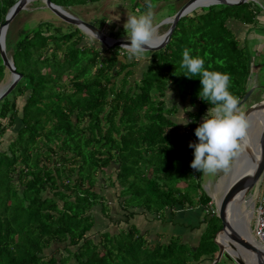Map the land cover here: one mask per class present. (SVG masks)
<instances>
[{
	"label": "trees",
	"instance_id": "16d2710c",
	"mask_svg": "<svg viewBox=\"0 0 264 264\" xmlns=\"http://www.w3.org/2000/svg\"><path fill=\"white\" fill-rule=\"evenodd\" d=\"M16 1L0 0V25ZM49 1L64 11L95 2ZM160 1L166 0H150ZM148 2L133 0L131 11H144ZM260 15L264 4L258 0L194 9L177 21L164 48L145 52L137 78L135 58L118 47L82 43L84 35L75 27L62 32L40 21L31 29L24 24L11 39L9 24L4 50L21 76L0 100V264H191L202 256L212 262L216 217L203 216L206 227L196 251L174 237L149 245L133 226L112 220L102 183L106 177L119 189L125 223L138 213L163 218L165 209L210 201L190 186L196 170L188 145L198 143L195 128L213 105L199 98L201 77L181 67L182 53L189 48L204 59L205 69L228 73L229 92L240 100L251 57L232 26L264 35L256 27ZM4 70L0 61V81ZM170 92L175 102L166 106ZM24 93L18 109L15 99ZM179 109L191 121L186 136L185 119L180 126L174 122ZM101 217L114 231L102 228ZM53 245L59 247L50 250Z\"/></svg>",
	"mask_w": 264,
	"mask_h": 264
},
{
	"label": "rangeland",
	"instance_id": "374dc122",
	"mask_svg": "<svg viewBox=\"0 0 264 264\" xmlns=\"http://www.w3.org/2000/svg\"><path fill=\"white\" fill-rule=\"evenodd\" d=\"M132 1L133 0H95V2H88L84 5L70 6L67 9H65V12L91 25L92 24L97 25V23L95 22L97 21L99 22V24H101V26H103L102 28H104V30H107L105 31L106 35L108 34L109 31H113L114 33L121 32L123 36L119 34V39L127 40L129 33L127 32L126 29H124V24L128 16L134 15V14L138 15V14L146 13L147 11H149V9L147 8L142 12H138V13L134 11L132 12L131 6H130ZM186 1L187 0H166L164 2L160 1L154 4L153 9L151 10L153 12L154 25L157 26L164 19L170 18L174 14V12L177 11ZM259 1L262 5L264 4V0H258V2ZM257 20H258L259 25L256 27L258 28L260 26L264 28V16H261V15L258 16ZM40 21H47V22H50L54 26L61 27L62 32L69 31L71 30V27H73L55 18L48 10L44 8L40 0H33L29 2L24 7V9L20 11L9 23L11 27V39L15 38L16 34L19 32V30L23 27L24 24H26L28 28L31 29L36 25V23ZM167 27L168 25H162L156 28V37L161 36L166 31ZM232 28L236 33V37L238 41L242 42L243 39H245V45L248 50L249 56L251 57L249 77L247 79L246 85H247V90L250 87H254V91L249 95V97L244 101V103L239 106V110L242 113L249 105L264 98V87L261 88L259 84L260 82L264 81V35L259 34L257 30L251 31L248 26L239 27V26L234 25L232 26ZM109 29H112V30H109ZM81 34L84 35V38H82V43H85V44L94 43V46L98 47L100 50L103 48L96 40L85 35L83 32H81ZM94 41H96L97 44ZM144 56H146V53H144ZM135 60H136L137 66H135L136 73H135L134 78H137L138 73H139V67L140 65L143 64L144 58L142 57L139 60L137 59ZM85 75H87V73ZM9 81H10L9 73L6 70H4L2 80L0 81V89L5 87L9 83ZM25 96H26V93H24L22 96H18L15 99V103L18 109H20ZM170 100L175 102L172 97L171 92L169 93V95L168 94L166 95V98H165L166 106L169 105ZM185 109L188 110L189 108H185ZM203 117H202V120H203ZM182 119L187 120V117L179 109L178 112H175L174 114V122L177 124V126L181 125ZM251 130L253 131L255 130L254 125L253 127L251 126ZM10 135L11 134L9 132H6V134L4 135V140H6V142L8 141V139H10L11 137ZM256 146H258V144L255 145V147ZM257 154L258 152L254 155L252 164L256 163ZM230 166H231V162H230ZM229 171H230V167L228 170H218L216 173H204V172L196 171V173L194 174V177H192V180L190 181V186L197 185L198 190L196 191H198L199 194L203 192L207 194L210 199L214 198L217 200L220 196V193L227 179V176L230 175ZM97 179L101 181V178L99 176ZM104 179L106 180L105 183L107 184L108 179H106V177H104ZM179 186L182 187L183 184L180 183ZM103 193H104V190H103ZM187 193L189 194V197L191 198V200H193V205H195L196 197H195L193 189H189ZM260 199H264V172H263L260 182L249 190L248 194L244 197V201L241 203V206H240V208L243 209V212H244L243 216L246 218V225L248 229L251 231V235H253L252 234L253 232L252 214H251L252 204L256 203L257 200H260ZM120 211L121 210H118L119 213ZM102 219L103 217H101V220ZM110 229L114 231L113 228H110ZM243 235L245 236L246 239L249 238V237H246L247 236L246 234H243ZM250 242H251V239H250ZM198 243H199V240H198ZM56 247H59V246H56ZM56 247L53 245V247H51L50 250H54ZM192 247L196 251L198 248V244ZM188 248L190 247L188 246ZM44 252H45L44 254L49 253L47 251H44ZM195 256L196 255H194V257ZM200 263H201L200 258L197 260L196 263L191 261V264H200ZM203 264H209V262L205 261ZM215 264H234V263L226 259L220 258L217 262H215Z\"/></svg>",
	"mask_w": 264,
	"mask_h": 264
},
{
	"label": "water",
	"instance_id": "95a60500",
	"mask_svg": "<svg viewBox=\"0 0 264 264\" xmlns=\"http://www.w3.org/2000/svg\"><path fill=\"white\" fill-rule=\"evenodd\" d=\"M33 0H17L7 11L4 16L3 23L0 25V61L4 69L9 73V83L0 89V100L6 97L16 83L20 79L11 60L7 57L4 50V36L6 29L12 19L24 9V7ZM44 8L48 10L59 21L71 25L83 32L85 35L96 40L103 49H109L118 47L121 48L123 44H129L130 41L124 39H113L108 37L102 29H99L67 12L62 10L59 6L52 4L49 0H40ZM202 0H187L170 18H166L159 23L156 28L162 25H168L166 31L159 36L157 42L153 43L155 47L148 51H159L165 47L168 42L169 36L174 29L177 21L183 16L187 15L191 11L201 7H208L212 5H223L227 7L240 6L243 3L253 2L254 0H208V2L201 4ZM147 51V52H148ZM264 87V86H261ZM254 91V87H250L239 100V105H242L249 95ZM259 110L262 112V119L258 131V154L256 163L251 171L243 170L232 174L235 167V157L231 161L230 176L225 182L219 198L216 201L215 208L217 212V219L220 224V228L216 231L213 244L216 247V256L214 262H217L220 258L226 259L234 264H246L243 258L236 252L237 249H241L252 261V264H264V248L255 244L251 237V231L249 235L252 240L250 242L243 235L247 232L246 218L243 216V209L240 208L241 203L244 201V197L248 194L249 190L256 186L264 172V98L249 105L242 114L246 120L248 114ZM241 144L242 141L240 140ZM250 160L248 157L243 158V163L247 164ZM219 235H223L226 238L227 244L223 246L217 239Z\"/></svg>",
	"mask_w": 264,
	"mask_h": 264
},
{
	"label": "clouds",
	"instance_id": "9594fccd",
	"mask_svg": "<svg viewBox=\"0 0 264 264\" xmlns=\"http://www.w3.org/2000/svg\"><path fill=\"white\" fill-rule=\"evenodd\" d=\"M153 7L149 0V11L130 15L126 19L124 29L129 33L127 40L130 43L121 45L120 49L128 54L129 59L139 60L145 52L155 47L153 41L156 38V26L151 11ZM204 65L203 58L191 55V49L183 50L181 67L191 75L201 77L199 98L213 105L203 117V122L195 128L194 135L198 143L190 142L188 145L193 149L194 157L190 167L199 172L216 173L218 170H228L231 160L241 151L239 141L246 134L248 121L239 110L238 97L229 92L230 75L207 70ZM185 121L184 125L191 123L189 120Z\"/></svg>",
	"mask_w": 264,
	"mask_h": 264
},
{
	"label": "crops",
	"instance_id": "0c3cea01",
	"mask_svg": "<svg viewBox=\"0 0 264 264\" xmlns=\"http://www.w3.org/2000/svg\"><path fill=\"white\" fill-rule=\"evenodd\" d=\"M229 176L230 175L227 176V179L229 178ZM105 181L106 180H104L102 183V186H104L102 187V190H104V193L102 191L104 198L103 203L107 207L108 213L113 219L119 220L124 223L123 227L133 226L136 230H138L140 234L145 235L144 237L149 245H153L156 242H166L170 237H174L177 238L180 243L188 245L192 251H195L192 246L198 244V240L206 227L203 222L202 208H200L199 206H196L195 208L187 206L183 207L180 210L176 209L171 212L170 210L165 209L163 218H154L147 214L138 213L129 218L127 223H125V212H118V210H120V200L118 199L119 189L112 188L111 186H109V181L107 184L105 183ZM184 186L185 185L183 184L181 188H183ZM214 201L216 203L217 200L214 199ZM101 222L102 228H113L112 225H107L106 220H102ZM96 223L100 225L99 222ZM200 260V264H203L205 261L209 262L206 256H202V259ZM214 263L215 262L213 260L212 263L210 262L209 264Z\"/></svg>",
	"mask_w": 264,
	"mask_h": 264
},
{
	"label": "bare ground",
	"instance_id": "6f19581e",
	"mask_svg": "<svg viewBox=\"0 0 264 264\" xmlns=\"http://www.w3.org/2000/svg\"><path fill=\"white\" fill-rule=\"evenodd\" d=\"M206 2H208V0H202L201 4H204ZM197 7H199V6H197ZM159 39L160 38L156 37L154 39L153 43L157 42ZM261 119H262V112H260L259 110H256V111H254L248 115V117H247L248 127L246 129L245 136L241 139V141H242V143L240 144L241 145V151L235 157L236 163H235V167L233 168L232 174H234L238 171H243V170L251 171V169H253V167L255 166V164H252V160H253L254 155L258 152V146L255 147V145L258 144V131H259ZM251 123H252V125H251ZM253 125L255 126L254 131L251 130V126L253 127ZM244 156L248 157V159L250 160L249 163H247V164L243 163ZM213 201H214V199H213ZM243 234H246L247 235L246 237H249L247 239L250 241L251 238L249 235L248 227H247V232H244ZM217 240L223 246H226L227 241L223 235H219ZM251 242H252V240H251ZM236 252L243 258V260L245 261L246 264H252L251 259L241 249L236 248Z\"/></svg>",
	"mask_w": 264,
	"mask_h": 264
},
{
	"label": "built area",
	"instance_id": "2783aa9c",
	"mask_svg": "<svg viewBox=\"0 0 264 264\" xmlns=\"http://www.w3.org/2000/svg\"><path fill=\"white\" fill-rule=\"evenodd\" d=\"M189 120V119H187ZM182 134L186 136L188 134V127L185 125ZM202 208V213L206 217H217V212L215 208V202L211 198L210 201L203 207L197 205ZM252 238L256 245L261 248H264V199L257 200L256 203L252 204Z\"/></svg>",
	"mask_w": 264,
	"mask_h": 264
},
{
	"label": "flooded vegetation",
	"instance_id": "af4514ba",
	"mask_svg": "<svg viewBox=\"0 0 264 264\" xmlns=\"http://www.w3.org/2000/svg\"><path fill=\"white\" fill-rule=\"evenodd\" d=\"M252 113V112H251Z\"/></svg>",
	"mask_w": 264,
	"mask_h": 264
}]
</instances>
